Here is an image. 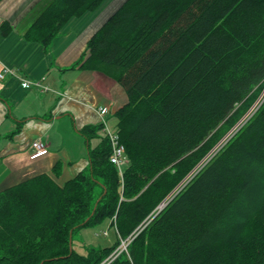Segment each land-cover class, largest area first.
Instances as JSON below:
<instances>
[{"label": "trees", "instance_id": "obj_1", "mask_svg": "<svg viewBox=\"0 0 264 264\" xmlns=\"http://www.w3.org/2000/svg\"><path fill=\"white\" fill-rule=\"evenodd\" d=\"M104 1L50 0L23 37L46 48ZM75 66L123 86L128 163L120 176L86 126L87 168L1 188L0 264H100L127 238L108 264H264V102L229 137L262 88L264 0H124ZM107 224L112 237H86Z\"/></svg>", "mask_w": 264, "mask_h": 264}, {"label": "crops", "instance_id": "obj_2", "mask_svg": "<svg viewBox=\"0 0 264 264\" xmlns=\"http://www.w3.org/2000/svg\"><path fill=\"white\" fill-rule=\"evenodd\" d=\"M49 1H0V25L4 21L11 25L7 35L0 30V71L9 67L16 72V76L5 73L0 78V189L12 185L13 179L40 173L62 184L87 168L89 145L94 146L98 138L89 143L80 130L99 125L97 107H109L110 123L127 101L123 86L111 76L73 67L85 54L93 32L124 0H105L96 10L71 19L45 48L27 41L23 34ZM42 77L50 88L47 91L20 85V79ZM35 138L46 142L47 151L30 158ZM57 162L60 169L55 174Z\"/></svg>", "mask_w": 264, "mask_h": 264}, {"label": "built area", "instance_id": "obj_3", "mask_svg": "<svg viewBox=\"0 0 264 264\" xmlns=\"http://www.w3.org/2000/svg\"><path fill=\"white\" fill-rule=\"evenodd\" d=\"M5 73H8L12 76H16V72L14 69L9 67H4L2 71H0V78L4 76ZM45 78L42 77L36 81H28L26 79H20V85L23 88H30L32 86L36 87L41 91L49 90V86L44 82ZM264 102V77L262 79V88L258 97L255 99L250 108L246 111V113L239 119V121L231 128L229 133L239 129L261 106ZM97 112L100 119V130L103 135L107 137V140L110 145V154L109 161L117 168L118 174L121 176L125 166L128 163L126 151L124 145L121 143L119 135L114 127H112L107 119V115L109 112L108 106H99L97 107ZM221 144V143H219ZM47 151V144L40 138H35L30 143V158H36ZM212 153H215L213 151ZM211 153V154H212ZM171 198V197H170ZM169 198V199H170ZM166 204L165 201L161 203L160 206H164ZM103 235H107V231H103ZM130 239L122 240L121 244L111 253L102 263L100 264H108L113 258H115L121 251L126 250L127 244Z\"/></svg>", "mask_w": 264, "mask_h": 264}, {"label": "rangeland", "instance_id": "obj_4", "mask_svg": "<svg viewBox=\"0 0 264 264\" xmlns=\"http://www.w3.org/2000/svg\"><path fill=\"white\" fill-rule=\"evenodd\" d=\"M110 124H111V126L114 124V119H112V121L110 122ZM237 130H235V131H233L230 135H229V137L230 136H232L233 135V133L234 132H236ZM228 137V138H229ZM228 138L223 142V143H225L227 140H228ZM223 143L221 144V145H223ZM220 147H218V148H216L215 149V152L219 149ZM214 153H212L207 159H206V162L211 158V156L213 155ZM3 172V171H2ZM2 172H1V169H0V183H1V177H2ZM23 178V176L22 177H18V178H16V179H13L14 181H12V182H10L11 184H13V183H16V182H18L19 180H21ZM164 207V206H163ZM162 208V207H161ZM108 231V233H109V235H110V237H112V229H109L108 228V224L107 225H101L100 227H97V228H95V229H93V230H89V231H87L86 233H85V235H86V237H89V239H90V241L91 242H95L96 240H99V241H105L107 238H104V236H102V232L103 231ZM94 231V232H93ZM81 236L79 235L77 238H80Z\"/></svg>", "mask_w": 264, "mask_h": 264}, {"label": "bare ground", "instance_id": "obj_5", "mask_svg": "<svg viewBox=\"0 0 264 264\" xmlns=\"http://www.w3.org/2000/svg\"><path fill=\"white\" fill-rule=\"evenodd\" d=\"M112 164V163H111ZM161 207H163V206H161Z\"/></svg>", "mask_w": 264, "mask_h": 264}]
</instances>
